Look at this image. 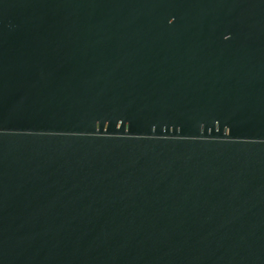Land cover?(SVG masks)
Returning <instances> with one entry per match:
<instances>
[{
    "label": "water",
    "instance_id": "water-1",
    "mask_svg": "<svg viewBox=\"0 0 264 264\" xmlns=\"http://www.w3.org/2000/svg\"><path fill=\"white\" fill-rule=\"evenodd\" d=\"M0 264H264V0H0Z\"/></svg>",
    "mask_w": 264,
    "mask_h": 264
}]
</instances>
